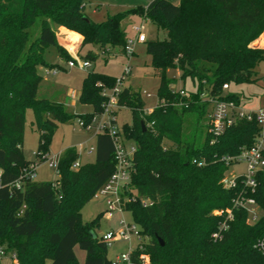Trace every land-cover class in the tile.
I'll return each instance as SVG.
<instances>
[{
	"label": "trees",
	"instance_id": "trees-1",
	"mask_svg": "<svg viewBox=\"0 0 264 264\" xmlns=\"http://www.w3.org/2000/svg\"><path fill=\"white\" fill-rule=\"evenodd\" d=\"M90 1L0 0V246L16 254V264H80L76 247L86 254L84 264H104L108 245L95 235L98 220L83 223L81 210L115 171L113 139L106 132L97 134L94 162L77 169L73 165L80 154L66 149L58 160V180L36 182L26 177L34 162L23 152L25 114L33 111L39 132L36 156L46 160L58 124L92 123L107 103L103 89L116 85L117 78L89 72L78 98L92 108L85 114L71 115L62 104L38 98L43 80L38 68H55L45 62V51L54 47L62 60H72L50 23L80 34L83 46L98 47V54L86 55L94 62L100 55L125 54L122 23L137 16L157 30L156 39L144 44L160 85L159 105L150 114L144 113L142 95L131 88H123L118 98L119 109H129L132 120L118 135L136 147L127 193L134 200L123 208L141 227L130 264H145L143 254L149 264H264L255 248L264 234V173L256 191L249 192L263 212L260 221L249 225L247 213L234 210L228 229L214 239L225 220L214 213L232 208L242 191L240 179L235 189L223 188L230 167L224 158L251 149L260 127L238 121L214 137L205 120L211 98L241 104L237 95H224V85L258 80L255 68L264 61V49L251 45L264 34V0H180L177 6L154 0L99 24L85 15ZM38 20L40 33L27 46ZM259 44L264 46V37ZM169 70H178L181 81L190 78L196 91L182 88L186 95L181 96L171 87ZM205 93L209 99L201 101ZM189 117L195 122L187 136Z\"/></svg>",
	"mask_w": 264,
	"mask_h": 264
},
{
	"label": "rangeland",
	"instance_id": "rangeland-1",
	"mask_svg": "<svg viewBox=\"0 0 264 264\" xmlns=\"http://www.w3.org/2000/svg\"><path fill=\"white\" fill-rule=\"evenodd\" d=\"M167 1L170 3L175 1L180 2V0ZM149 2L150 0H91L86 3L85 15L92 22L99 24L117 13L139 6L145 7ZM134 25H136L137 28L142 26V32L148 37V40L154 39L155 28L153 23L150 20L133 16L122 23V28L125 30L128 40L134 41L137 38L138 33L136 29L133 28ZM39 33L40 20H38L31 29L27 46L38 37ZM263 37L264 34L254 41L251 46L264 49V46L259 44ZM88 51L98 53L99 49L93 45H86L82 50L81 56H85ZM44 60L48 66H54L57 70L52 71L50 67L46 66L38 68L39 74L43 77L38 89V98L62 104L66 112L71 115L91 111L90 106L84 108V105H81L72 95L73 92H81L83 79L89 72L93 71L120 79L123 77L124 69L128 65L131 72L124 77L120 87L131 88L141 95L143 92L149 93L151 95L150 98L144 95L142 96L145 111L154 110L158 105V88L160 80L155 76V72L150 65L151 58L146 52L145 44L136 45L135 55L130 57L119 52H114L109 55H100L96 61H91L90 68L84 70L78 68L69 69L66 66V61L59 58L57 50L54 47H50L45 51ZM255 71L257 73L256 78L258 79L256 82L231 84L229 90L224 91L225 96L228 94L237 95L241 100L242 107L250 111H258L264 108V61L256 66ZM167 77L169 79H174V83L171 87L177 91L182 88L187 92L196 91V86H194L190 78H187L185 81L180 80L178 70H169L167 72ZM33 121V111L27 109L25 114L23 152L27 161L36 164L34 177L36 182H55L58 180L59 176L57 170L50 166V162L52 160L58 161L62 152L67 148H76L78 150L80 153V159L78 161L82 164L94 162L95 152H92L90 155L86 153V148L89 149L90 147H94V132L83 129L79 124V120L58 124L49 145L47 160H39L36 156L39 144V132L37 131V127L33 124ZM131 121L129 109L123 108L117 113L116 126L118 128L125 124H131ZM194 122V117L188 118V121L185 123V135L189 136L193 132ZM244 171V164H234L229 167L227 176L241 175ZM81 214L83 223L98 220V225L95 228V235L99 239L109 232H118L125 226L134 227L130 241L122 239L108 243L106 258L109 261L115 262L122 254H128L130 249L134 250L137 247V234L141 230V227L134 221L130 212H115L112 214L111 218L108 219L106 204L102 197H94L92 201L82 208ZM259 215L263 217L261 212H259ZM75 253L78 262L84 264L85 252L76 247ZM1 263L12 264L8 258L3 259ZM149 263L150 259L148 257V264Z\"/></svg>",
	"mask_w": 264,
	"mask_h": 264
},
{
	"label": "built area",
	"instance_id": "built-area-1",
	"mask_svg": "<svg viewBox=\"0 0 264 264\" xmlns=\"http://www.w3.org/2000/svg\"><path fill=\"white\" fill-rule=\"evenodd\" d=\"M136 40H127V46L125 47V55L128 57L133 56L135 47L138 44H144L147 41L146 35L143 34L142 28L136 29ZM70 68H78L80 70L88 69L91 67L90 61L73 59L68 62ZM131 72L129 65L124 69V75L122 78L116 80V85L112 89H103V96L107 98V103L103 105V113L100 116L94 118L92 123L85 125L82 121H79L80 126L87 130L93 131L95 135L101 133H108L113 139L114 143V159H115V171L107 181V183L98 191L95 197H102L106 204L107 218L110 219L115 212H124L123 208L126 203L134 200V197H130L127 193L130 189L131 179L134 172V154L136 147L132 142L125 140L118 135L119 128L116 126V116L119 111L118 98L123 88L121 84L124 77ZM223 90H229L228 85L223 86ZM177 91V90H176ZM181 96L186 95L184 91L179 90ZM150 98L151 95L147 92H143L142 96ZM201 101L208 100V93L201 95ZM159 105V102H158ZM157 105V106H158ZM156 106V107H157ZM153 110L145 111V114L152 113ZM207 123L209 125V133L214 137L221 136L224 132L235 125L238 121L256 122L260 127V133L257 136L253 147L249 150H244L237 156L224 158L227 165L244 164L245 171L241 175L227 176V173L222 180V185L226 190H232L237 187L238 180L241 181L242 191L233 199L232 208L225 211H218L215 215H224L225 220L220 225V230L214 234V239L217 240L222 236V233L228 229V222L233 218L234 210H243L247 213V223L249 225L257 224L262 217L259 212H262L258 202L252 196H249V192L254 193L259 184V175L264 173V108L258 111L245 110L242 104L237 105L233 101H225L216 98L209 100V110L206 116ZM118 128V129H117ZM95 150H91L92 153ZM48 157V156H47ZM46 157V160H47ZM203 163H199L202 165ZM82 165L81 162H76L73 165V169H77ZM50 166L57 170L58 161L52 160ZM36 164L31 166V172L26 174V177L34 180ZM19 186V185H18ZM147 203H144L146 206ZM134 227L125 226L118 232H109L101 237V240L107 245L110 242L118 240H131V233ZM139 243V232L137 234ZM137 247L133 250L130 249L128 254H122L117 258V261L113 264H130L131 255L135 252ZM255 248L264 256V234L257 241ZM148 255H141V260L148 264ZM8 258L12 264L17 263V256L15 253L7 251L5 247L0 246V262L3 259Z\"/></svg>",
	"mask_w": 264,
	"mask_h": 264
},
{
	"label": "crops",
	"instance_id": "crops-1",
	"mask_svg": "<svg viewBox=\"0 0 264 264\" xmlns=\"http://www.w3.org/2000/svg\"><path fill=\"white\" fill-rule=\"evenodd\" d=\"M151 1H154V0H150V2ZM165 1H167V0H165ZM149 2V3H150ZM168 2V1H167ZM148 3V4H149ZM170 3V2H169ZM148 4H146L145 5V7L148 5ZM170 4H172V5H174V6H177V5H179V1L177 2V1H175V2H172V3H170ZM51 24V27L53 28V30H54V32H55V34H56V37H57V41H58V44L63 48V49H65L66 51H67V53L71 56V58H72V60L73 59H76V58H78V59H81V60H87V61H90L89 59H87L86 58V55L85 56H81V53H82V50L84 49V47L85 46H83V38H82V36L81 35H79L78 33H76V32H73V31H70V30H68V29H66L65 27H62V26H58V25H56V24H54V23H50ZM142 27V26H141ZM141 27H138L137 28V26L136 25H134L133 26V28L134 29H140ZM154 28H155V26H154ZM156 37H157V30H156V28H155V35H154V39H156ZM128 38V37H127ZM147 38V40H148V37H146ZM153 39V40H154ZM72 46V47H71ZM90 51H88L87 53H89ZM92 53H95V52H93V51H91ZM99 53V52H98ZM97 53V54H98ZM96 54V53H95ZM134 55H135V52H134ZM133 55V56H134ZM59 56V55H58ZM100 57V56H99ZM98 57V58H99ZM59 58H60V56H59ZM61 59V58H60ZM62 60V59H61ZM64 61V60H63ZM90 63H91V61H90ZM66 66L69 68V69H74V68H70L69 67V65H68V62H66ZM55 70H57L56 68H54V69H52V71H55ZM84 80V79H83ZM83 83V82H82ZM80 94H81V92L80 93H75V92H73V96L75 97V99H77V101H78V98H79V96H80ZM242 104V103H241ZM85 107H87V106H84V108ZM121 109H123V108H121ZM121 109H119V111L121 110ZM118 111V112H119ZM90 112H92V108H91V111H87V112H84V113H79V114H85V113H90ZM117 112V113H118ZM94 147H90L89 149H87L86 148V153L88 154V155H90L91 153H90V151L93 149V150H95V144H96V135H95V133H94ZM68 149V148H67ZM76 149V148H75ZM77 150V149H76ZM65 151V150H64ZM63 151V152H64ZM78 151V150H77ZM62 152V153H63ZM93 152H95V151H93ZM79 153V152H78ZM80 154V153H79Z\"/></svg>",
	"mask_w": 264,
	"mask_h": 264
},
{
	"label": "water",
	"instance_id": "water-1",
	"mask_svg": "<svg viewBox=\"0 0 264 264\" xmlns=\"http://www.w3.org/2000/svg\"><path fill=\"white\" fill-rule=\"evenodd\" d=\"M85 19L87 20V18H85ZM142 128H143V131L145 132V131H146V127H145V125L142 124ZM91 234H92L93 238H96V236H95L93 233H91ZM159 243H160L161 246L164 245L163 242H162L161 240H159ZM104 264H113V263H112L111 261H109V260L105 257V259H104Z\"/></svg>",
	"mask_w": 264,
	"mask_h": 264
}]
</instances>
